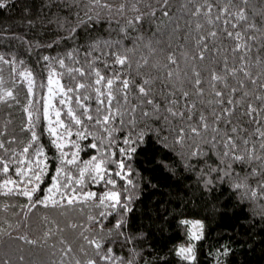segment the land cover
I'll return each instance as SVG.
<instances>
[{
	"label": "snow or ice",
	"instance_id": "obj_1",
	"mask_svg": "<svg viewBox=\"0 0 264 264\" xmlns=\"http://www.w3.org/2000/svg\"><path fill=\"white\" fill-rule=\"evenodd\" d=\"M45 2L52 11L51 20L44 22L53 23L62 31V35H55L47 46L73 43L71 47H65L63 54L40 57L48 62L46 66L42 65L47 71L42 118L47 123L41 126L42 133L49 137L47 146L41 140L42 133L37 131L41 108L33 106L35 75L28 68L20 72L27 84L28 104L24 108L27 120L23 122L27 135L26 139L18 138L7 127L0 129V173L5 177L0 179V192L26 198V203L21 205L25 217L37 205L68 217L63 227L76 230L82 241L74 249L73 244L59 234L61 255H72V264H140L139 245L146 240L147 233L143 229L147 225L136 223L135 209L141 196L140 183L147 177L134 169L132 159L140 152L147 155L149 147L152 149L150 158L155 159H159L160 153L167 154L165 150L175 151L179 147L180 162L186 172L196 177V187L201 195L226 197V203L235 196L236 202L249 203V210L244 212L243 203L236 207L233 202V208L240 213L237 233L247 235L253 247L260 244L264 254V59L259 51L254 58L252 53L254 46L261 48L260 44L253 43L257 37L264 41V23L250 19L247 9L255 11V5L247 0L243 3L224 0L220 4L215 0H195L188 4L186 0L181 6L189 11V23L194 21L196 29L202 30L205 25H217L218 22L223 25L222 28L212 26L206 33L197 32V45L204 42L203 49H207V38L215 39L222 33L232 38L234 54V66L224 63L220 72L210 69L208 88L212 95L209 104L216 107L209 111L200 108L193 121L196 101L184 99L181 104V99L190 95L183 85L179 98L171 88L167 89L168 94L158 97L150 87L152 77L144 74L137 80L126 71L131 69L133 56L139 42L145 40V34H151L164 23L157 17V12L162 17H169L170 0ZM17 6L23 13L31 14L36 8V0H23ZM4 7L11 8L12 0H0V8ZM44 7L45 3H41L40 8ZM260 19L264 21V4ZM33 43L41 46L38 41ZM151 44L148 39L145 46L154 51ZM81 49L85 63L94 75L90 86L95 94L94 108L80 96L79 90L88 86L86 82L78 80L74 88L66 89L57 68L52 67L55 63L72 74L74 69L66 67L68 58L77 65L75 71L84 74L85 68L79 66ZM28 50H32L31 46ZM197 51L204 58L205 52L200 48ZM4 59L0 53V61ZM167 60L175 61L176 57L169 52ZM224 60L227 61L228 56H224ZM10 63L16 64L14 56ZM137 63H147V58ZM252 65L256 66V71ZM117 66L118 71L115 70ZM193 71L196 73L194 91L200 98L205 88L199 70L193 68ZM241 73L251 82V87L245 78H241ZM167 74L171 77L173 72L169 69ZM141 75L137 73V76ZM40 86H44L43 79ZM0 92L3 93L0 100L14 98L12 88L0 89ZM68 92L75 93L76 107L68 102L71 97L64 98ZM58 94H61L60 107L53 101ZM84 96L91 98L87 92ZM65 111L66 116L62 118L61 113ZM81 140L85 143L81 144ZM189 140L192 142L187 144L185 152L183 149ZM89 148L91 155L82 157L81 152ZM161 166L175 175L176 169L168 161L161 160L155 171L158 172ZM147 182L151 184V180ZM91 185H99L103 190L98 192ZM73 215L77 217L75 223L71 219ZM257 216L262 222L259 240L255 239L257 232L253 231ZM148 219L152 217L149 215ZM179 223L187 226V243L176 244L171 249L161 248L155 253L158 264H195L196 242L205 235L204 221L180 216ZM52 224L61 227L56 221ZM13 235L24 242L20 244L21 249L25 244L46 246L55 242L51 228H45L35 237L27 231ZM231 251L232 248L225 244L216 249V254L222 257ZM24 262L25 255L19 251L13 255L12 251L6 250L0 258V264ZM219 264H226V261Z\"/></svg>",
	"mask_w": 264,
	"mask_h": 264
},
{
	"label": "trees",
	"instance_id": "obj_2",
	"mask_svg": "<svg viewBox=\"0 0 264 264\" xmlns=\"http://www.w3.org/2000/svg\"><path fill=\"white\" fill-rule=\"evenodd\" d=\"M23 0H12V7L0 8V53L5 57L0 61V89L12 88L14 98L0 100V129L7 127L8 131L16 134L18 138L26 139V130L23 129V122L27 120V114L24 111L28 104L27 84L20 72L25 68L30 69L36 78L35 94L32 97L33 106L41 108V119L37 121V131L42 133V125H46L47 121L42 118L43 98L47 94V61L41 60L40 57L44 54L50 57L57 53L63 54L65 47H71L73 42H61L59 45L53 44L51 48L47 45L55 35H62V31L57 29L53 23H45V20H51L50 12L52 11L46 5L45 0H36V8L31 14H25L17 6ZM155 2V0H153ZM186 0H170L172 5L169 17L160 16L157 12V17L164 21L159 28L154 29L151 34H145V40L140 41L137 50L133 56L131 69H126L134 79H141L144 74L152 77L153 83L150 87L154 94L158 97H163L168 94L167 89L171 88L177 93V97L181 94V85L184 90L189 91L190 95L187 98L189 101L195 100L196 107L193 109V121L197 118V113L200 108L209 111L211 107H216L214 104H209L211 98L210 89L208 88V80L210 77V69H215L218 72L223 70L224 63L234 66L232 38L219 34L215 39L208 37L205 42L209 47L203 49V43L197 45L196 41L199 38L197 32L209 31L210 27L216 26L222 28V23L217 25H205L202 30L195 28V22L189 23L190 13L187 8L182 9ZM195 0H187L188 4L194 3ZM217 4L223 3L224 0H215ZM237 3H243L244 0H234ZM248 3L254 4L256 10L248 8L250 19L254 18L258 24L264 23L260 19L261 5L264 0H247ZM41 3H45L43 9L40 8ZM28 20H33L32 24L27 23ZM7 25V27L5 26ZM179 25V27H177ZM229 30L231 25L229 24ZM251 31V30H250ZM114 35V33H113ZM24 37V39H21ZM152 41L150 50L146 47L147 40ZM33 41H38L41 45L37 47ZM260 44L261 48L255 46L252 49L253 58L257 51L261 53L264 59V41H261L259 36L257 41L253 42ZM31 46V51H29ZM197 48L205 52L204 58L198 54ZM83 49L79 54V66L85 68V73L81 74L75 71L77 65L72 60L66 58V67L74 69L72 74H69L66 69L53 63L52 67L57 68V73L60 76L61 82L65 88L73 87L76 81L81 80L86 82L85 88L79 90L81 99L85 103L95 107V94L90 87L92 85L94 75L91 74L89 66L85 63ZM239 51V50H237ZM171 52L175 57V61L167 60V54ZM185 53H187L185 55ZM16 58V64L10 63L12 57ZM224 56H228V60H224ZM147 58V63L138 64L137 61ZM39 61V63H38ZM99 66L98 62H94ZM111 67V66H109ZM253 71H256V66L252 65ZM193 68L199 70L202 77V86L205 92L202 97L197 98L198 94L194 91L193 78L196 73ZM173 72L171 77L168 76V70ZM115 70H119V66ZM141 73V76H137ZM241 78L243 73L240 74ZM43 79L44 86H40V81ZM246 84L251 87V82ZM232 83H235L233 80ZM259 90V85H256ZM135 91V89H133ZM87 92L90 99L85 98L84 93ZM3 93L0 92V95ZM239 95V92L237 93ZM67 97H71L68 101L73 107H76L75 93L68 92ZM61 94L53 97V101L57 107H60L59 101ZM130 99L135 102V99L130 95ZM248 99H251L249 97ZM18 101V102H17ZM258 103V102H257ZM79 111V109H77ZM62 118L66 116V111L61 113ZM179 123V121H177ZM188 122L185 121V124ZM49 137L46 133H42L41 140L47 146ZM91 139L90 137L88 138ZM183 151H187V144ZM85 143L81 140V144ZM117 143H120L118 140ZM158 143V141H156ZM145 152H140L139 155L132 159L134 169H139L143 177L147 180H142L140 183L141 196L138 198L136 205V223L143 222L147 227L143 230L147 233L144 243L139 245L141 249L140 264H158L155 259V253L161 248L171 249L174 245L187 241V226L179 223L180 216L187 218H200L204 221V237L196 242L197 260L195 264H219L226 261V264H264V259H261V245L256 244L253 247L251 240L243 232L237 233V213L233 208V202L237 198L233 196L231 202H225L226 197H217L213 194L201 195L196 185V177L184 170L183 164L180 162L178 147L175 151L171 149L165 150L167 154L160 153L159 159L150 158L152 149L149 147ZM92 150L84 149L81 156L91 155ZM161 160H166L172 164L176 173L173 175L169 169L162 166L157 172V166ZM4 174L0 173V179H4ZM151 180V184L147 181ZM119 183V181H118ZM96 190L102 191L99 185H91ZM26 203V198L20 196L5 195L0 192V258L3 257L6 250L12 251L15 255L17 251L25 255L24 264H72V255L62 256V245L59 241V234H63L64 238L73 244L74 249L78 247L82 241L76 234V230L65 228L63 225L67 223L68 217L60 216L56 210L45 208L42 205H37L34 209L28 212L25 217V209L21 207ZM240 203L244 204L243 211L249 210V203L244 201L236 202V207ZM259 203V202H258ZM176 210V211H173ZM257 211H260L257 208ZM152 219L149 220L148 216ZM46 217V219H45ZM175 217V218H173ZM75 223L76 216H71ZM56 221L61 227L57 228L52 224ZM256 227L253 231L257 232L256 240L260 239L259 229L261 220L259 216L255 218ZM79 227V225H78ZM11 229V232L8 229ZM45 228H51L55 236L54 243L49 242L46 246H33L25 244L23 249L20 244L24 243L18 240L13 234L27 231L32 236L42 234ZM248 240V243L245 241ZM145 244L148 246L145 247ZM232 248V251L225 256L218 257L216 249L222 245ZM164 255V253H161Z\"/></svg>",
	"mask_w": 264,
	"mask_h": 264
},
{
	"label": "rangeland",
	"instance_id": "obj_3",
	"mask_svg": "<svg viewBox=\"0 0 264 264\" xmlns=\"http://www.w3.org/2000/svg\"><path fill=\"white\" fill-rule=\"evenodd\" d=\"M54 87V86H53ZM189 219H200V218H189ZM202 220V219H201ZM181 243H187V241L186 242H181Z\"/></svg>",
	"mask_w": 264,
	"mask_h": 264
}]
</instances>
